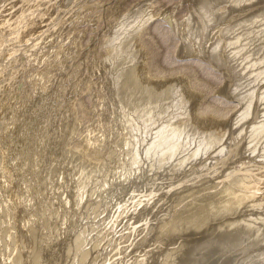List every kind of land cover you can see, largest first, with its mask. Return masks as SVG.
<instances>
[{
	"label": "rangeland",
	"instance_id": "374dc122",
	"mask_svg": "<svg viewBox=\"0 0 264 264\" xmlns=\"http://www.w3.org/2000/svg\"><path fill=\"white\" fill-rule=\"evenodd\" d=\"M145 2H153L149 11L150 19L144 23L141 31L132 41L129 35H126L123 40L119 39L118 44L121 43L117 46L118 48L115 47V50L118 49L115 51V53L118 52L117 59L113 56L112 60L115 63L112 61L111 63L109 61L111 59H107L109 62H106L105 58L109 54L110 49L108 48L114 31L118 30L119 26L122 30L125 26L127 27V20L134 16L132 14L134 9L137 11L140 8L137 12L142 14L146 8V6L142 8L146 5ZM233 3L238 6L237 3ZM233 3L231 1L228 5V9L232 10L225 9L223 13L227 16L231 14L230 18L222 14V16L216 15L214 12L217 20L222 17L218 21H224L216 24L214 13H212L214 7L212 9L210 5L209 10H212L208 11L206 3H202L201 8L202 4L196 0H0V13L2 12L0 14V264H131L130 261L140 257H148V264H161L160 259L165 253L175 251L176 248L180 251L178 246L183 244L187 246L190 240L197 242L207 238L206 234L219 229V225L223 222H231L239 217L240 219L243 217V220L246 217V220L251 222V220L264 217V204L263 208L262 206L255 207L256 210L254 207L247 209L241 207V210L235 211L236 214L234 212V216L233 213L229 217L226 215L227 219L226 216L217 217L220 221L217 218L211 219V222L208 221L205 224L204 228L207 226L205 229L203 227L200 229L201 233H199L200 230L196 233L189 232L191 235L188 231L187 233L174 232L169 236L164 233L166 229L164 227L169 221L177 217L182 219L181 215L189 214L193 208L198 206V203H202L201 201L204 203L202 198L207 196V199H204L208 202L210 200L208 196L219 193L222 187L224 189L227 186L226 184L231 188L235 186L237 189L236 186H240V184L237 185L238 180L241 179L249 182L246 187L248 193H255L259 197H256V200L264 201V158L251 155L247 139H244L250 127L254 125V128L256 124L258 125V121L263 122L264 125L262 116L264 104L260 105L259 98L261 97L258 93L264 88V80L258 84L259 89L257 85L250 88L254 91L251 94L255 95L256 90V96L259 95L254 97L250 94L248 87L236 83L240 82L241 77L232 73L233 69L231 70L225 63V55L220 58L224 64L211 59L212 53L218 47L215 45L222 41L224 46L228 47L227 42L235 39V35L231 34L242 31L239 30L242 28L239 22H244L243 18L250 17V15L240 17V14L234 13L238 7ZM198 4L203 14L208 12L204 14L205 16L199 13V17L203 16L201 19L204 20L208 18L206 14H209L210 17H214V19L209 17V21L211 19L215 24L212 21L209 24L208 19L204 23L200 19L199 23L196 12H201V10L200 8L198 10ZM192 14L195 20L198 19L196 20L198 21L197 26L202 24L199 28L203 29V32L198 28L202 34L208 32L204 31L205 26H208L210 33L213 27L216 26L218 29L222 26L221 30L211 33L215 34L212 35L214 41L211 40V36V41H206L207 43L204 44V40L209 35L208 32L207 36L199 33L198 37L203 36V42H197L199 38L185 35L187 26L178 28L179 33H177L169 24L170 20L178 22L180 26L187 24L189 17H193ZM125 21H127L126 24H124ZM229 22L230 24L227 25L226 23ZM131 23H128L127 27L130 31H132L129 28ZM120 24L125 25L124 28ZM139 24L137 23L134 27L138 29ZM235 24L241 27L232 33L229 32ZM212 25L215 26L212 27ZM256 25L259 28L262 22L259 21ZM184 29H186L185 34ZM224 31L228 33L229 38L224 37L227 35ZM16 34L19 35L16 36ZM254 36H257V33ZM190 39L194 41L193 44L191 43L194 54L186 55L182 52V48L185 44L188 46ZM126 41L132 44V47L133 45L138 46L139 51L136 52L135 47H131L130 52V44ZM123 42L129 45L126 44L127 47L120 48ZM254 44L252 46L254 50L251 44L248 45L252 52H250L251 55L257 48H260L256 46L258 44ZM205 46L213 52L209 54ZM121 49L124 53L123 57L120 54ZM125 52H128L129 56L132 53L136 58L138 55L143 58L136 60L134 55L129 58ZM231 53L230 51L228 54L231 55ZM151 55L154 60L149 62ZM130 61L137 63L133 62V66H136L133 69H137L138 73L134 71V74ZM127 65L131 70L128 71ZM228 65L231 64L228 62ZM120 68L121 70L124 68L126 74L120 73L123 72ZM148 71L152 72V75L147 76ZM236 72L239 73V71ZM131 73L134 75L132 76ZM120 74H125L126 80ZM136 74L140 77L135 81L132 77L136 78ZM41 75L42 79L39 80ZM116 75L119 80L115 77ZM235 76L239 77V81L238 79L235 81ZM120 77L124 78L126 84L120 80ZM117 80L119 84L120 81L124 83H122V89L121 84L118 85L120 88L116 87ZM189 80L196 83V89H191ZM174 83L182 87L179 96H183L184 100L189 103V112L191 111L185 116H175L174 122L179 123V120L184 117L182 121L195 125V129H200V131L216 133L219 130H226L223 136L229 138L230 143L224 144L228 155L225 159H221V156H217L216 159H213L214 157L208 159L209 156L205 155L200 159L197 157L196 160L192 159L193 161L191 160L186 167L179 168V170L177 168L175 173L165 172V169L168 164V169H170L176 161H171L160 170H157L159 169L157 167L152 170L147 168V171L144 169L146 167L141 169V167L134 166L132 168L130 164H132L133 154L126 142L129 138V129L124 119L121 118L122 116L119 115V98L121 101L124 98L123 101L127 108L134 105L137 107L141 101L142 103L146 101L143 100L145 95L143 96L142 92L150 95V91L166 89ZM32 84L33 88H31ZM231 84L234 89L237 85L235 90L239 89L240 91L237 92H240L241 96L250 94V97L245 95L251 98L247 100L251 101L252 97L256 98V101L246 100L247 104L249 102V105L252 103L254 106H251L253 113L248 107L250 115L249 117L247 116L249 113L246 115L245 118L248 119L244 123H242L243 120H239V117L243 114L241 112L247 111V104L244 106L245 101L238 99L239 94L236 95L237 92L232 89ZM225 86L226 91L223 92ZM240 86L246 89H240ZM151 87L154 91L150 89ZM115 88L121 89L122 92L119 89L115 91ZM44 89L49 90L46 95ZM242 90L249 92L246 91L244 94L241 93ZM116 92L122 93L123 96L121 97ZM136 98L142 100H136ZM176 98V95L173 96V99ZM132 99L136 102L134 103ZM138 100L140 103H137ZM44 101L48 103V106ZM150 101L152 102V98ZM241 101H244L243 105ZM200 110L209 111L214 115L203 114ZM168 113L170 114L171 111ZM168 113L163 116L164 122H167L169 118ZM237 120L240 121L239 126L236 125ZM240 135L243 136L238 140ZM224 137L221 136L222 141L226 140ZM84 156L86 158H83ZM82 165L85 169L87 167L88 170L91 168L92 171L97 170L95 175L99 176L101 172L99 178L102 177L101 180H105L102 183L103 186L102 184L97 185L99 182L95 184L94 180L87 179L88 181L85 182L91 183L90 186L88 184L84 190H80L83 191L82 193L76 191V187L84 180L78 173L80 166V169L84 170ZM131 169L136 170L135 175L129 173ZM60 177H64V180ZM226 177L233 178V183L229 182ZM93 188L96 189L93 191ZM60 189L63 191H59ZM86 189L88 191H85ZM238 190H235V193H241L242 195L239 196L240 198L242 196V200L244 190L240 187ZM76 192L77 194L79 192L78 197L81 200ZM88 193L91 195H87ZM81 194L84 196L86 194V197L84 198L83 195L81 197ZM63 200L67 204L65 202L64 204ZM198 200L200 201L197 202ZM177 214L178 216L175 217ZM214 222L215 224H210ZM145 225L147 230L144 231L143 226ZM168 225L170 227V224ZM159 231L163 234L158 233ZM191 242L189 244L193 243ZM260 246L261 250L259 246H254L247 251L251 252L254 249L256 254L261 253L264 251V245ZM253 251L252 255L255 253Z\"/></svg>",
	"mask_w": 264,
	"mask_h": 264
},
{
	"label": "bare ground",
	"instance_id": "6f19581e",
	"mask_svg": "<svg viewBox=\"0 0 264 264\" xmlns=\"http://www.w3.org/2000/svg\"><path fill=\"white\" fill-rule=\"evenodd\" d=\"M147 1H149V0H147ZM150 1H152V0H150ZM195 1V0H194ZM198 3H206V5H208V6H206V7H208L207 9H208V11H211L212 9H213V7H214V11L212 12V13H214V12H216V15H219V16H222V15H224L223 13H224V11H225V9L226 10H229L230 9V11L232 10L231 8H229L228 9V5H229V3L232 1V3L233 2H235V3H237V5L238 6H236V4H234L236 7H238V9L234 12V10H233V12L234 13H237V14H240L239 16L240 17H243V16H248V15H250V17L249 18H246V19H244L243 18V21L244 22H241L240 20H238V22L240 23V25L242 26V28H240V27H237L236 26V24H239V23H236L235 24V27H233V29H232V27H231V29L230 30H232V31H229V32H234V30H236L237 28L239 29V30H242V31H240L242 34H240V32L239 31H236V32H238L237 34H235V33H233V34H231V35H235L234 36V38L235 39H231V41H228L227 43H228V47H225L224 45V42L222 43V41L220 42L219 41V39H220V37H219V39H218V43L220 42V44H218V45H215V47H217V49H218V51H217V49L216 48H214V49H216V51H211V50H209V49H207V47L205 48V49H207V50H209V54H211L212 52V57H211V59L212 60H214L215 62L217 61V62H219L220 61V64H224V62L222 63L221 62V57L222 56H224L225 58H226V61H225V63H227V66H229L230 67V69L232 70L233 69V72L232 73H234V75L236 74V75H238L239 77H241L240 78V82H236V83H239L238 85H244L245 87H248V90L252 87H255L256 85H257V88L259 89V87H258V84H260V82L262 83V81L264 80V45L263 46H261V44H264V0H224V1H221V0H196ZM220 1V2H219ZM144 4V3H143ZM145 4L146 5H144L142 8L144 9V7L146 6V8H147V10H146V8L142 11V9H141V11H142V14L140 13V12H137V11H140V8H138V10L136 11L135 9L131 12L134 16L131 18L130 17V19L128 18V23H131L133 20H134V22H132L131 23V25L129 26V28H131L132 29V31H130V29H128L127 27H128V23L126 24V22L127 21H125V23L124 24H126L127 25V27L125 26V29H121L120 28V26H119V29L117 30L116 28H118V26L115 28L116 30L114 31L115 33H114V35H113V37H112V39H111V41H113L112 43H111V41H110V45H109V48L108 49H110V51H108V56L105 58V60H106V62H111L112 60H113V56H114V58L115 59H117V53H115V51H117V50H115V47L116 48H118L117 46L118 45H120V43L118 44V40L119 39H121V40H123L124 38H126V35L128 36L129 35V37H131V39L130 38H128V39H130V41H132L134 38H135V35L137 34V33H139L140 31H141V27L144 25V23L146 22V21H148L149 19H150V17H151V14H150V7L151 6H153V5H151V4H153V2H151V3H148V2H145ZM203 4H202V6H201V8L203 7ZM232 4V5H233ZM28 5V4H27ZM199 5V4H198ZM210 5H211V10H209L210 9ZM234 6V7H235ZM198 7V6H197ZM197 7H196V9H197ZM205 7V6H204ZM227 7V8H226ZM231 7V6H230ZM234 7H232V8H234ZM60 8V7H59ZM199 8H200V5H199V7H198V10H199ZM200 8V10H201V12L199 11V12H196V11H194V12H196V13H198V16L197 17H199V13H202V9ZM195 9V8H194ZM206 9V8H205ZM205 9H203V12H205ZM235 9V8H234ZM25 11V10H24ZM30 11H32V10H30ZM29 11V12H30ZM134 11H136V12H134ZM26 12V11H25ZM148 12V13H147ZM207 12V11H206ZM205 12V13H206ZM227 12V11H226ZM2 13V12H1ZM0 13V14H1ZM23 13V12H22ZM130 13V14H131ZM144 13V14H143ZM204 13V14H205ZM208 13V12H207ZM210 13V12H209ZM227 13H231V12H227ZM129 14V15H130ZM131 14V15H132ZM203 14V13H202ZM203 14V15H204ZM222 14V15H221ZM226 14V13H225ZM26 15V14H25ZM29 15V14H28ZM33 15V14H32ZM197 15V14H196ZM201 15V14H200ZM212 15V14H211ZM215 15V13L213 14V16L215 17L216 16ZM230 16H231V14H229ZM229 15L227 16V14L226 15H224V16H227V17H229ZM1 16V15H0ZM24 16V15H23ZM192 16H193V14H192ZM205 16V15H204ZM213 16H211L210 17V15L208 14H206V17H210V18H212V19H214V17ZM233 16H234V14H233ZM25 17V16H24ZM30 17V16H29ZM203 17V16H202ZM201 17V18H202ZM205 17V18H206ZM28 18V17H27ZM34 18V17H33ZM200 17H199V20L198 19H196V20H198L199 21V23H200V19H201ZM208 18H206V19H208ZM218 18V17H217ZM220 18V17H219ZM222 18V17H221ZM221 18L220 19H218V20H221ZM230 18V17H229ZM206 19H201L203 22L202 23H204V21L206 22ZM224 19V18H223ZM222 19V20H223ZM22 20V19H21ZM30 20V19H29ZM170 20V19H169ZM196 20H195V18H194V16L193 17H189V19H188V22H187V24H183V25H181L180 26V24H178V22H175L174 20V22L172 21V20H170V21H172V22H170L169 21V24L172 26V28H174V30H176L177 31V33H179V31H178V28H180V27H182V26H187V32H186V34H185V30L186 29H184V34L185 35H188V36H192L193 38H199L198 37V34L200 33V31L202 30V32H203V29H201V28H199V27H201L202 26V24H201V26H197V22H196ZM217 19H216V17H215V19H214V21L216 22V24H217V22H218V24L221 22V21H216ZM225 20V19H224ZM227 21H228V18L226 19ZM168 21V20H167ZM208 21H209V19H208ZM210 21H212L211 19H210ZM210 21L208 22L209 24H210ZM214 21H212L213 23H214ZM226 21V22H227ZM259 21L260 22H262V26H260L261 25V23H260V25H259V28H257L258 26L256 25L257 23H259ZM224 21H222L221 23H223ZM231 22V21H230ZM230 22L229 23H226L227 25H229L230 24ZM22 23V22H21ZM137 23H140L139 24V27H137L138 29H136V27H134L135 25L137 26ZM174 23V24H173ZM207 23V24H208ZM232 23H233V21H232ZM235 23V22H234ZM13 24V23H12ZM16 24V23H15ZM123 24V23H122ZM215 24V23H214ZM11 25V24H10ZM57 25H59V24H57ZM121 25V24H120ZM204 25H206V24H204ZM233 25V24H232ZM122 26V25H121ZM124 26H122V28H124ZM131 26H133V28L131 27ZM213 26H215V25H212V27ZM243 26H245L244 28H243ZM21 27V26H20ZM56 27V26H55ZM205 27H207V29L205 28ZM205 27H203L204 28V31H208L209 32V28H208V26H205ZM212 27H210V28H212ZM219 27H220V25H219ZM17 28H18V26H17ZM27 28V27H26ZM135 28V29H134ZM146 28V27H145ZM186 28V27H185ZM201 29V30H199V29ZM214 29H211V33H213V31H214V33H215V31H218V30H221V28H222V26L220 27V28H218V29H216V26L215 27H213ZM235 28V29H234ZM9 29V28H8ZM22 29V28H21ZM128 29V30H127ZM229 29V28H228ZM227 29V30H228ZM244 29V30H243ZM16 30V29H15ZM24 30V29H23ZM26 30V29H25ZM17 31V30H16ZM128 31H130V33H128ZM134 31V32H133ZM20 32V31H19ZM117 32V33H116ZM126 32V33H125ZM208 32H206V34H205V32L203 33V34H205L206 36H207V33ZM227 35H225L224 36V34H223V36L224 37H226L227 38V36H228V33L226 32V31H224ZM223 32V33H224ZM210 32L208 33L209 35L206 37V40H204L205 42H204V44L205 43H207V42H210L211 40L212 41H214L213 40V36L212 35H215V34H211ZM222 33V32H221ZM257 33V36H254L255 34ZM200 34H202V33H200ZM199 34V35H200ZM202 34V35H203ZM217 34V33H216ZM240 34V35H239ZM17 35H19V34H16V36ZM132 35H133V37H132ZM219 35H222V34H219ZM125 36V37H124ZM212 36V37H211ZM217 36V35H216ZM233 36H232V38H233ZM203 37V36H202ZM201 36H200V38H202ZM210 37H211V40H210ZM215 37V36H214ZM248 37V38H247ZM17 38V37H16ZM199 38V39H200ZM228 38H229V36H228ZM246 38H247V40H246ZM198 39V41L197 42H203V38L201 39V40H199ZM209 39V40H208ZM216 39V38H215ZM125 40H127V39H125ZM117 41V42H116ZM128 41V40H127ZM126 41V42H127ZM190 42H188L187 44H188V46H185L184 45V47L182 48V52L183 53H185L186 55H191V54H194V48H191V43L193 44V40L192 39H190L189 40ZM207 41V42H206ZM125 42V41H124ZM123 42V43H124ZM201 42V43H202ZM122 43V44H123ZM127 43H129V42H127ZM126 43V44H127ZM215 43H216V41H215ZM214 43V44H215ZM221 43H222V45H221ZM226 43V42H225ZM254 43H256V44H258V45H256V46H258V47H260L259 49L257 48V50L256 51H254L253 52V54L251 55L250 54V52H251V49L250 48H248L249 46V44H251V48H252V46L253 45H255ZM121 44V46H119L120 48L123 46H126L127 47V45H129V44H123L122 45ZM213 44V43H212ZM208 45V44H207ZM221 45V46H220ZM227 45V44H226ZM260 45V46H259ZM130 46V49H131V47H132V44H130L129 45ZM129 46H128V50H129ZM209 46H211V45H209ZM255 46V47H256ZM126 47H125V51L127 50L126 49ZM133 47H135L134 48V51H139V47L137 46H134L133 45ZM132 47V48H133ZM254 47V48H255ZM123 49V48H122ZM122 49H121V53H120V51H119V53L120 54H122V56L121 57H123V55H124V53L122 52ZM211 49H213L212 47H211ZM253 49V48H252ZM206 50V51H207ZM254 50V49H253ZM124 51V50H123ZM132 51V49L130 50V52ZM211 51V52H210ZM232 52L231 53V55L230 54H228L229 52ZM248 51V52H247ZM136 52H134L135 54H136ZM208 52V51H207ZM59 53V52H58ZM128 53V52H127ZM127 53L125 52V55H127ZM252 53V52H251ZM113 54V55H112ZM119 54V55H120ZM138 54V53H137ZM112 55V57H110ZM131 55H132V53H131ZM130 55V56H131ZM134 55V54H133ZM132 55V57H134ZM129 58H131L130 56H129V54L127 55ZM127 56H126V58H127ZM150 56V55H149ZM210 56V55H209ZM119 58H120V56H118ZM142 56H139L138 55V58H136V56L134 57V58H136V60H138V59H140ZM128 58V59H129ZM134 58H132L133 60H135ZM143 58V57H142ZM107 59L109 60V59H111V60H109V61H107ZM114 59V60H115ZM104 60V61H105ZM120 60V59H119ZM123 60V59H122ZM154 60V57H153V55H151V58H149L148 59V61L149 62H152ZM222 60H225V59H222ZM117 61V60H116ZM128 61V60H127ZM113 62V61H112ZM111 62V63H112ZM117 62H119V61H117ZM131 62V61H130ZM133 62L134 63H136L135 61H132L131 62V64L132 65H130L131 67L133 66ZM228 62H229V64H231V65H228ZM105 63V62H104ZM113 63H115V62H113ZM121 63V62H120ZM106 64V63H105ZM108 64V63H107ZM122 64H124V63H122ZM128 64V63H127ZM137 64V63H136ZM108 65H110V64H108ZM114 65V64H113ZM113 65H111V66H113ZM116 65V64H115ZM47 66V65H46ZM117 66V65H116ZM122 66V65H121ZM129 66V67H130ZM135 66V65H134ZM134 66L131 68L132 69V71L134 72V71H136L137 72V69L136 70H134L133 68H134ZM148 66L149 67H151L150 66V64L148 63ZM128 67V65H127V68H129ZM222 67H223V65H222ZM114 68H116L115 66H114ZM135 68H136V66H135ZM228 70H229V68L228 67H226ZM130 68L128 69V71L129 70H131ZM43 70V69H42ZM111 70H112V68H111ZM116 71H117V69H115ZM115 70H113V71H115ZM122 70H123V72H120V73H125L126 74V70H125V72H124V68H122ZM121 70V68H120V71H122ZM118 71H119V69H118ZM236 71H239V73L238 72H236ZM47 72V71H46ZM46 72H44L45 73V75H47L46 74ZM139 72V71H138ZM137 72V73H138ZM149 72V73H148ZM147 72V76H148V74H149V76L150 75H152V72H150V71H148ZM230 72V71H229ZM247 72H249V73H246ZM41 73V72H40ZM48 73V72H47ZM228 73V72H227ZM43 74V73H42ZM119 74V73H118ZM125 74H120V75H123L124 77H125V80H126V76H125ZM132 74V73H131ZM134 74H135V72H134ZM134 74H132V76L134 75ZM140 74V73H139ZM13 75V74H12ZM18 75V74H17ZM39 75V74H38ZM37 75V76H38ZM113 75H114V73H113ZM119 75V76H120ZM232 75V77H234L233 76V74H231ZM43 76H44V74H43ZM42 77V75L39 77V80H40V78ZM115 77H118L117 75L115 76ZM139 75H137L136 74V78H134V77H132L135 81L136 80H139ZM239 77H237L236 78V76H235V81L238 79V81H239ZM14 78V77H13ZM17 78V77H16ZM123 78V77H122ZM121 77H120V80H123L124 81V78L122 79ZM42 79V78H41ZM44 79V78H43ZM118 80H119V77L117 78ZM156 79V78H155ZM12 80V79H11ZM35 80V79H34ZM49 80V79H48ZM117 80V81H118ZM9 81H10V79H9ZM46 81V80H45ZM153 81V80H152ZM234 81V80H233ZM234 81V82H235ZM34 82V81H33ZM38 82V81H37ZM115 82H116V80H115ZM188 82V81H187ZM234 82H232V83H234ZM15 83V82H14ZM47 83V82H46ZM112 83H113V81H112ZM123 83V82H122ZM122 83H121V81H120V84H121V89H122ZM124 83H125V81H124ZM123 83V84H124ZM189 86L191 87V89H196L197 87H196V83L194 82V81H192V80H189ZM48 84V83H47ZM116 84V83H115ZM119 84V81L117 82V86L116 87H119L118 85H120ZM126 84V83H125ZM148 84V83H147ZM235 84V83H234ZM232 85V84H231ZM262 85V84H261ZM37 86V85H36ZM46 86V85H45ZM125 86V85H124ZM227 86V85H226ZM226 86H225V88L223 89V92L224 91H226ZM229 86V85H228ZM14 87H16V86H14ZM119 87V88H120ZM134 87V86H133ZM140 87V86H139ZM168 87V88H167ZM166 87V89H161V90H159V91H154L153 89H152V87L150 88V89H152L154 92H152V91H150V95H147V94H145V93H143L142 91V94H143V96L145 97V99H143V100H146L144 103H142L143 101H141V103H142V105H141V103H140V101L139 100H142L141 98L139 99V98H136V100L137 99H139L138 101L139 102H137V103H140V104H138L137 105V107H136V105H134V106H131V107H129V108H127L126 106H125V102L123 101V99H122V101L124 102H122L121 101V99L119 98V97H117V96H115V97H117V98H119V103L120 104H118L119 106V112H120V114L119 115H121L122 117L121 118H123L124 119V121H125V123H126V126L128 127V129H129V138H128V141H126L127 142V144L129 145V147H130V150H131V152H132V156H133V158L131 159V163L132 164H130V166L133 168L134 166H138V167H141V169H142V167H146V168H144L146 171H147V168H150V170H152L154 167H157V168H159V169H157V170H160V168H162L164 165H166V164H168V163H170L171 161H176L173 165H172V167L170 168V169H168V165H167V168L165 169V172L167 171L168 173L169 172H173V173H175L174 171H176L177 170V168H178V170H179V168L181 169L182 167H186V165L192 160V159H197V157H199V159L201 158V156H203V155H205V156H209L208 157V159H211L212 157H214L213 159H216L217 158V156L219 157V156H221L220 158L221 159H225L226 158V156L228 155V152L226 151V147H225V143H230L228 140H229V138L227 137V136H223L224 134V131H226V130H219V131H216V133H209V132H207V131H200V129L199 130H197V129H195V125H190V124H188L189 122H184V121H182L183 119H184V117L183 116H185V115H187L188 113L190 114V112H189V108H188V104L189 103H187L185 100H184V97L183 96H179V93L180 92H182V90H181V88L182 87H180V86H176V83H174V84H172V85H170V86H167ZM229 87H231V86H229ZM232 87H233V85H232ZM231 87V88H232ZM236 87H237V85H235V89H236ZM239 87V86H238ZM262 87V86H261ZM264 87V86H263ZM262 87V88H263ZM31 88H33V84H32V87ZM59 88V87H58ZM119 88H115L116 90L115 91H118V89ZM141 88H143L142 86H141ZM246 89V88H243L242 86H240V89ZM37 89V88H36ZM121 89H119L120 91H121ZM136 89H139V88H136ZM144 89H145V87H144ZM149 89V88H148ZM155 89V88H154ZM232 89H234V87L232 88ZM231 89V90H232ZM234 89V90H235ZM256 89V88H255ZM45 90V89H44ZM110 90H111V88H110ZM140 90V89H139ZM147 90V89H146ZM158 90V89H157ZM239 89H237V91H238ZM248 90H246V91H248ZM252 89H250V94L252 93V92H254V91H251ZM12 91V90H11ZM29 91V90H28ZM27 91V92H28ZM47 91H49V90H45V95L48 93ZM112 91V90H111ZM110 91V92H111ZM113 91H114V89H113ZM124 91V90H123ZM236 91V90H235ZM236 91V92H237ZM240 91V90H239ZM243 91V90H242ZM241 91V93H246V91H243L242 92ZM16 92V91H15ZM42 92H44V91H42ZM122 92V91H121ZM125 92V91H124ZM231 92V91H230ZM229 92V93H230ZM232 92H234V91H232ZM249 92V91H248ZM247 92V93H248ZM34 93V92H33ZM116 93H119V95L122 97L123 95H122V93L120 94V92H116ZM115 93V94H116ZM228 93V92H227ZM240 92H237L236 93V95H238ZM244 93V94H245ZM255 93L257 94V92H256V90H255ZM258 93H260V96L259 95H257V96H259V97H261V98H259L260 99V102H261V104L258 102V104H260V105H262V103L264 104V88H263V90L261 91V92H258ZM15 94V93H14ZM18 94V93H17ZM44 93H42V96L44 97V95H43ZM125 94V93H124ZM139 94H141L140 92H139ZM231 94V93H230ZM235 94V93H234ZM249 94V95H250ZM256 94L254 95V94H251V95H254V97L256 96ZM117 95V94H116ZM118 95V96H119ZM175 95H176V99H173V96L175 97ZM240 95V96H239ZM237 97H240V98H238V99H240V100H244L243 102L245 103V105L244 106H246V104H247V101H249V102H251V101H256V98L255 99H253V97H252V100L250 101V100H247V98H249L250 96L249 95H247V94H245V95H247V96H249V97H247V96H245V95H242L241 96V94H239ZM41 96V95H40ZM41 96V97H42ZM138 96V95H137ZM136 96V97H137ZM141 96V95H140ZM256 96V97H257ZM31 97V96H30ZM144 97H142V98H144ZM236 97V98H237ZM47 98V97H46ZM116 98V99H117ZM150 98H152V102L150 101ZM257 98V101L259 100ZM249 99H251V98H249ZM32 100V99H31ZM48 100V99H47ZM133 101H134V99H132ZM240 100H239V102H240ZM247 100V101H246ZM29 101H30V99H29ZM115 101V100H114ZM117 101V100H116ZM147 101L149 102V103H147ZM45 102V101H44ZM127 102V101H126ZM136 101H134V103H135ZM242 102V101H241ZM242 102V105L244 104ZM249 102H248V104H247V111L245 112H241V113H243V114H241V116L239 117V120H243V122L242 123H244V122H246L247 121V119L245 118L246 117V115L249 117V115H250V112H252L253 110V108L251 107L253 104L252 103H250L251 105H249ZM46 103V106H48L47 104V102H45ZM118 103V102H117ZM130 103V102H129ZM136 103V104H137ZM253 103H255V102H253ZM257 103V102H256ZM144 104V105H143ZM257 104V105H258ZM6 105V104H5ZM45 105V104H44ZM130 105H132V104H130ZM141 105V106H140ZM249 105V106H248ZM254 106V105H253ZM45 107V106H44ZM248 107H250L251 109L249 110L250 112H248ZM4 108H6V107H4ZM46 108V107H45ZM242 108H244V107H242ZM71 109V108H70ZM168 109H170V111H171V113L169 114L168 112H170V111H168ZM243 110V109H242ZM241 110V111H242ZM246 110V109H245ZM252 110V111H251ZM167 111V112H166ZM201 111V113H203V114H206V115H209L210 114V116L211 115H214V114H212V113H210L209 111H204V110H200ZM175 112H177V113H175ZM42 113V112H41ZM118 113V112H117ZM166 113H168V119H167V122H164L163 120H165V118L163 117L164 116V114H166ZM173 113V114H172ZM253 113V112H252ZM68 114V113H67ZM177 115H179L178 117H180V115H183L181 118H182V120H179V123H176V122H174V120H175V118L177 117ZM172 116V118L170 119V117ZM174 116V117H173ZM176 116V117H175ZM263 117H264V114L262 115ZM119 117V116H118ZM216 117H218V116H216ZM120 119V118H119ZM263 121V120H262ZM62 122H64V121H62ZM178 122V121H177ZM261 121H258L257 123H258V125L256 124L255 125V127L253 128V126L252 127H250V130H248V132L245 134V136H244V139H247V143H248V145H249V147H248V149L250 150V154L251 155H256L257 157H262V158H264V125H263V122L262 123H260ZM236 125H238L239 126V124H240V121H236ZM260 123V124H259ZM62 124V123H61ZM61 127V126H60ZM66 127H67V125H66ZM65 127V128H66ZM64 129V128H63ZM18 130V129H17ZM65 133V132H64ZM227 133V132H226ZM226 135V134H225ZM207 136H210L209 138H207ZM221 136L222 137H224L226 140H221ZM242 136L243 135H240L239 137H238V140H240L241 138H242ZM65 138V137H64ZM63 138V139H64ZM223 138V139H224ZM232 138H234V137H232ZM87 139V138H86ZM85 139V140H86ZM89 140H90V138H89ZM92 140V139H91ZM150 141V142H149ZM233 141H235V139H233ZM86 142H89V141H87L86 140ZM225 144V145H224ZM89 145V144H88ZM126 146V145H125ZM128 147V146H127ZM83 148V147H82ZM82 150H84V149H82ZM216 150H217V152H216ZM81 151V150H80ZM79 151V152H80ZM213 151H215L214 153H213ZM67 152V151H66ZM65 152V153H66ZM71 153V152H70ZM78 153V152H77ZM83 153H84V151H83ZM81 154V153H80ZM200 154V155H199ZM224 154V155H223ZM68 155H69V153H68ZM74 155V154H73ZM81 155H83V154H81ZM85 155V154H84ZM129 155V154H128ZM86 156V155H85ZM83 157V158H86V157ZM216 156V157H215ZM69 157V156H68ZM67 157V158H68ZM75 157V156H74ZM66 158V157H65ZM73 159V158H72ZM207 159V160H208ZM66 160V159H65ZM86 160V159H85ZM92 160V159H91ZM206 160V161H207ZM87 161V160H86ZM89 161V160H88ZM87 161V162H88ZM193 161V160H192ZM80 162V161H79ZM87 162H85V163H87ZM93 162V161H92ZM66 163V162H65ZM82 163V162H81ZM88 163H90V161L88 162ZM87 163V164H88ZM129 163V162H128ZM206 163V162H205ZM67 164H70V163H67ZM90 164H92V163H90ZM191 164V163H190ZM74 165V164H73ZM79 166V165H78ZM77 166V167H78ZM71 167H72V165H71ZM82 167H83V165H82ZM74 168H75V166H74ZM80 168H81V166H80ZM79 168V171H78V173L81 175L80 177L82 178V179H84L83 181H81V183L79 184V186H77L76 187V191H80V190H84L87 186H88V184L89 183H87V182H85L87 179H89V180H94L93 182H95V184H96V182H99L97 185H101L103 182H105V180L103 179V180H101V178L102 177H100L99 178V176H100V173H99V176H98V174L97 175H95V173H97L96 171L97 170H94L93 169V171L90 169V170H88L87 169V167H86V169L83 167V169L84 170H82V169H80ZM78 169V168H77ZM136 169V168H135ZM138 169H140V168H138ZM138 169H137V172H138ZM71 170V169H70ZM73 170V169H72ZM103 170V169H102ZM150 170L148 169V171L150 172ZM155 170H156V168H155ZM136 171V170H135ZM135 171H134V169L132 170L131 169V171H129V173H131V175L133 174V175H135ZM139 171H141V170H139ZM143 171V170H142ZM145 171V172H146ZM137 172H136V174H137ZM142 173V172H141ZM144 173V172H143ZM77 174V173H76ZM139 174V173H138ZM145 174V173H144ZM95 175V176H94ZM94 176V177H93ZM127 176V175H126ZM129 176V175H128ZM137 176V175H136ZM98 177V178H97ZM105 177V176H104ZM103 177V178H104ZM139 177H141V176H139ZM138 177V178H139ZM61 179L63 178V180H64V177H60ZM66 178V177H65ZM96 178H97V180H96ZM227 178V180L229 181V182H231V183H233L232 182V180H234L233 178H231V177H226ZM81 179V180H82ZM99 179V180H98ZM68 180V179H67ZM226 180V179H225ZM245 179H241V180H238L239 182H238V184L237 185H239L240 184V186H236L237 187V189H235V186L234 187H232L231 188V186H228V184H226L227 186L223 189V187H222V190L219 192V193H213L214 195L213 196H208V199L210 198V200L207 202V201H205L207 198V196L206 197H204V198H206V199H204V198H202L203 200H204V203H203V201H201L202 203L200 204V203H198V206H196L195 208H193L192 206L190 207L192 210H191V212L189 213V214H187V212H186V214L188 215H184V217H183V215H181V218L182 219H180L179 217H177L178 216V214L175 216V217H177L176 219H172V220H174V221H172L171 220V222L169 221V223H167V225H166V227H164V228H166L165 230L163 229V228H161V230H164V233H167L168 234V236L170 235V234H174V232H181V231H183V232H185V233H187V231H188V234H190L189 232H193V233H196V232H198L200 229H202V227H203V229H205L204 228V226H205V224L209 221V222H211L212 220L211 219H216L217 217H222V216H226V215H228V217H229V215L230 214H232L233 216L236 214V210H238V209H240L241 210V207H246V209L247 208H249V207H254V209H255V207H260V206H262L263 204H264V201H258V200H256V197H257V195L254 193H248L246 190V187L249 185V182H247V181H244ZM88 181V180H87ZM61 182H62V180H61ZM69 182V181H68ZM71 182V181H70ZM79 182H80V180H79ZM92 182V181H91ZM78 183V182H77ZM222 183H224V181L222 182ZM60 184V183H59ZM64 184V183H63ZM62 184V185H63ZM70 184V183H69ZM91 184V183H90ZM90 184H89V186H90ZM94 184V185H95ZM105 184V183H104ZM235 184V183H234ZM78 185V184H77ZM82 185V186H81ZM97 185H95V186H97ZM108 185V184H107ZM92 186H93V184H92ZM91 186V187H92ZM94 186V187H95ZM102 186H103V184H102ZM101 186V187H102ZM99 187V186H98ZM98 187H97V189H98ZM239 187L241 188V189H243L244 190V192H243V199L241 200V198H242V196H241V198H240V194L241 193H239V194H237L238 192H239ZM58 188V187H57ZM63 188V187H62ZM79 188V189H78ZM88 189V188H87ZM85 190V191H88V190ZM90 189V188H89ZM96 188H93V191L95 190ZM232 189H235V190H238V192L237 193H235L236 191L235 190H232ZM249 189V188H248ZM55 190V188L53 189V191ZM64 190H65V188H64ZM250 190H252V189H250ZM59 191H63V189H60ZM90 191V190H89ZM102 191V190H101ZM232 191H234V192H232ZM242 190H240V192H241ZM65 192H67V191H65ZM81 192V191H80ZM83 192V191H82ZM81 192V193H82ZM91 192V191H90ZM98 192V191H97ZM60 193V192H59ZM92 193V192H91ZM94 193V192H93ZM98 193H100V191L98 192ZM233 193V194H232ZM76 194H77V192H76ZM84 194V193H83ZM83 194H81V197H82V195ZM94 194H97V193H94ZM93 194V195H94ZM120 194V193H119ZM61 195V194H60ZM80 194H79V192H78V194H77V197L79 196ZM87 195H91V194H87ZM101 195V194H100ZM209 195H210V193H209ZM242 195V194H241ZM95 196V195H94ZM93 196V197H94ZM64 197H66V196H64ZM63 197V198H64ZM83 197L85 198L86 197V194H85V196L83 195ZM92 197V196H91ZM152 197V196H151ZM79 198V200H81V198L80 197H78ZM83 198V199H84ZM88 198V197H87ZM154 198V197H153ZM257 198H259V197H257ZM202 199H200V200H202ZM62 200V199H61ZM65 200H66V198H65ZM150 200H152V198L150 199ZM200 200H198L197 202H199ZM250 200H252L251 202H250ZM68 201V200H67ZM147 201V200H146ZM258 201V202H257ZM63 203L65 202L66 204H67V202L66 201H62ZM126 202V201H125ZM150 202V201H149ZM245 202V203H244ZM64 203V204H65ZM70 203V202H69ZM79 203H81L80 201H79ZM85 203V202H84ZM138 203H140V202H138ZM145 203V202H144ZM78 204V203H77ZM148 204V203H147ZM245 204V205H244ZM136 205H138L137 203H136ZM78 208V207H77ZM82 208V207H81ZM95 208H96V206H95ZM262 208H263V206H262ZM252 210V209H251ZM256 210V209H255ZM254 210V211H255ZM189 211H190V209H189ZM98 212V211H97ZM234 212H235V214H234ZM238 212V211H237ZM249 212V211H248ZM252 212H253V210H252ZM261 212H262V210H261ZM90 214H92L91 212H90ZM251 216V215H250ZM252 216H254V215H252ZM248 217V216H247ZM180 220H179V219ZM226 219H227V216L225 217ZM89 219V218H88ZM217 219H219V218H217ZM94 220V219H93ZM165 220V219H164ZM176 220V221H175ZM177 220H179L178 222H177ZM222 221L224 220V218L223 219H221ZM230 221L232 220V219H229ZM245 220V221H244ZM243 220V217H241V219H240V217H239V219L237 218L236 220L235 219H233V221H231V222H223V223H221V225H219V229H217V230H214V231H211L212 230V228H211V232L209 233V234H206L208 237L207 238H205V239H202V240H200V241H197V242H193V241H196V240H193L192 242H191V240H190V242L192 243V244H189L190 242H188L187 244V246L186 245H180V246H178L179 247V249H181L180 251H178V249L176 248V250H175V248H174V250L175 251H171V252H168V254L167 253H165L163 256H162V258L160 259L161 260V264H264V251L263 252H261V253H257L256 254V250L255 251H253L254 249H252V251L253 252H255L254 253V255H252L251 254V252H248L247 250L248 249H250V248H252V247H254V246H259V249L261 250V246L260 245H264V217H261V218H258V220L257 219H254V220H251V222H249V220H246V217H245V219ZM88 221V220H87ZM219 221H220V219H219ZM221 221V222H222ZM96 222V221H95ZM175 222H177V223H175ZM216 222V221H215ZM215 222L214 223H210V224H215ZM164 223V222H163ZM171 223H172V225H171ZM173 223H175V224H173ZM220 222H218V224H219ZM144 224H146V223H144ZM143 224V225H144ZM168 224H170V227H169V225ZM196 224H197V226H196ZM218 224H216V226L218 225ZM147 225V224H146ZM143 226V228H144V231L145 230H147V226ZM153 225V224H152ZM164 225V226H165ZM209 225V224H208ZM167 226H168V229H167ZM196 226V227H195ZM210 226V225H209ZM155 227V226H154ZM161 227V226H160ZM159 227V228H160ZM163 227V226H162ZM86 228V227H85ZM149 228V227H148ZM213 228H214V226H213ZM114 229V228H113ZM134 229H136V228H134ZM133 229V230H134ZM83 230V229H82ZM81 230V231H82ZM85 230V229H84ZM149 230H150V228H149ZM157 230H158V228H157ZM207 230V229H206ZM135 231V230H134ZM151 231V230H150ZM137 232V231H136ZM78 234H79V232H77ZM142 233V232H141ZM140 233V234H141ZM158 233H161V235L163 234L161 231H159ZM182 233V232H181ZM192 233V234H193ZM199 233H201V230H200V232ZM176 234V233H175ZM178 234V233H177ZM176 234V235H177ZM202 234H204V233H202ZM139 235V234H138ZM145 235V234H144ZM160 235V236H161ZM181 235V234H180ZM184 235H186V234H184ZM191 235V234H190ZM201 235V234H200ZM81 236V235H80ZM124 236V235H123ZM134 236V235H133ZM159 236V237H160ZM172 236V235H171ZM170 236V237H171ZM183 236V235H182ZM199 236V235H198ZM193 237V236H192ZM200 237H202V236H200ZM199 237V238H200ZM198 238V237H197ZM204 238V237H203ZM201 239V238H200ZM57 240V239H56ZM198 240V239H197ZM185 242V241H184ZM183 243V242H182ZM2 245V244H1ZM182 247V248H181ZM264 247V246H263ZM256 249V248H255ZM263 249V248H262ZM259 251V250H258ZM257 251V252H258ZM249 253V254H248ZM251 254V255H250ZM148 257H140V258H137V259H133L132 261H130L131 262V264H148ZM34 260V259H33ZM77 261V260H76ZM35 262H36V260H35ZM113 263H115V262H113Z\"/></svg>",
	"mask_w": 264,
	"mask_h": 264
}]
</instances>
